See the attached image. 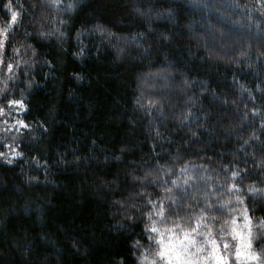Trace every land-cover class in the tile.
Here are the masks:
<instances>
[{
  "label": "trees",
  "instance_id": "obj_1",
  "mask_svg": "<svg viewBox=\"0 0 264 264\" xmlns=\"http://www.w3.org/2000/svg\"><path fill=\"white\" fill-rule=\"evenodd\" d=\"M11 12L0 103L21 100L26 128L0 160V264H141L161 208L169 226L264 223V0H0Z\"/></svg>",
  "mask_w": 264,
  "mask_h": 264
},
{
  "label": "snow or ice",
  "instance_id": "obj_2",
  "mask_svg": "<svg viewBox=\"0 0 264 264\" xmlns=\"http://www.w3.org/2000/svg\"><path fill=\"white\" fill-rule=\"evenodd\" d=\"M16 21L17 14L13 12L11 23L14 24ZM3 32L6 36L7 29H4ZM2 46L3 41H0V47ZM8 67L11 68V65ZM14 103H19L23 107L22 102L16 101ZM15 154L20 155V153ZM6 155V153H0V156ZM233 175L237 174L234 173ZM250 191H255V189H250ZM173 202L175 203V201ZM149 203L153 202L149 201ZM153 206L155 207L154 204ZM156 214L161 217L159 223L163 225L165 230L161 231L156 226L157 221H152V224L146 230L150 234L149 238L156 241L158 246L156 256L159 258L160 264H242L240 259L242 256L245 260H255L259 264L261 256L251 250L250 241L247 247L243 245L242 241L240 244H236L235 252H233L228 240L224 238L228 235L227 230L221 226L219 232L213 231L212 226L204 222L206 221V215L196 219L194 224H185L181 222L183 217L180 216V213L173 211L169 214V217L175 216L176 219L169 226L164 218L163 208L158 209ZM148 215L151 219L152 213L149 212ZM246 220L250 236L251 217H247ZM152 233L156 235L153 236ZM233 256L236 258L235 262L232 260ZM151 264H157L156 260L153 259Z\"/></svg>",
  "mask_w": 264,
  "mask_h": 264
},
{
  "label": "rangeland",
  "instance_id": "obj_3",
  "mask_svg": "<svg viewBox=\"0 0 264 264\" xmlns=\"http://www.w3.org/2000/svg\"><path fill=\"white\" fill-rule=\"evenodd\" d=\"M12 13L13 12H11V14ZM16 23L17 21L12 24L11 18L8 23L0 20V41H3V46L0 47V66L8 34L12 32ZM4 29H7L6 36L3 32ZM160 78L162 81L163 77ZM16 101L22 102L21 100L10 99L6 103H0V153L7 154L6 156H0V160L8 164H10L9 161L12 163L20 157V155L15 154L19 153L17 140L21 131L26 128V123L22 119V114L25 111L24 104L22 102L23 107H21L19 103H14ZM247 217H249V215L246 212L241 211L233 220L235 223L232 221L225 227L228 235L224 238L228 240L233 252H235L236 244H240L242 241L243 245L247 247L250 241L251 250L259 253L261 256V253L255 250L254 244L260 239H264V223H259L251 218V234L249 236V228L246 220ZM233 229H235V231H233ZM157 250L158 246L156 244L155 249H153L151 253H148V255L144 256L141 260V264H151L153 259L156 260L157 264H160L159 258L156 256ZM240 259L242 264H257V261L245 260L243 256ZM232 260L235 262V256L232 257ZM259 264H263L262 256Z\"/></svg>",
  "mask_w": 264,
  "mask_h": 264
}]
</instances>
